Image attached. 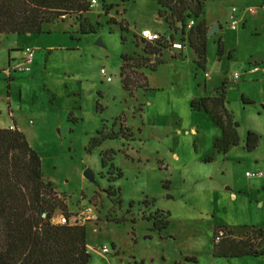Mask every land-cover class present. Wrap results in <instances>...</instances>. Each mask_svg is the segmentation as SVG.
Wrapping results in <instances>:
<instances>
[{"label": "rangeland", "instance_id": "rangeland-1", "mask_svg": "<svg viewBox=\"0 0 264 264\" xmlns=\"http://www.w3.org/2000/svg\"><path fill=\"white\" fill-rule=\"evenodd\" d=\"M170 14L158 0H98L85 15L95 34H81L79 22L66 18L46 26L42 37L0 35V127L24 133L45 181L66 197L71 222L86 225L89 264H186L187 257L198 264H264V257H213L215 229L226 226L236 239L264 230L263 0L205 1L200 19L208 31L221 27L207 37L205 70L190 47L146 56L138 36L149 28L168 38V25L175 27ZM123 54L134 58L124 75ZM142 58L150 66L164 63L154 72L131 69ZM223 82L240 143L218 153L220 128L192 102L219 96ZM121 126L119 139L93 147L99 132ZM249 131L260 136L253 152L244 148ZM87 170L96 183L85 178ZM118 170L123 177L116 179ZM92 205L95 218L86 220L83 211ZM154 217L169 220L161 234L151 230Z\"/></svg>", "mask_w": 264, "mask_h": 264}, {"label": "trees", "instance_id": "trees-1", "mask_svg": "<svg viewBox=\"0 0 264 264\" xmlns=\"http://www.w3.org/2000/svg\"><path fill=\"white\" fill-rule=\"evenodd\" d=\"M205 1L158 0L159 5L166 7L175 20V27L168 25V29L173 32L170 40L184 42L185 47L192 48L196 55L197 67L204 70L207 63L208 27L204 20L199 19L203 14ZM113 6L109 5L110 8ZM90 11L89 0H0V35H42L46 33V26L64 22L66 18L79 22L81 34H95L97 27L85 17ZM191 20L195 21V26L186 31L187 22ZM125 29L127 30L122 25V30ZM138 39L148 57H154L161 51L174 50L168 44L165 33L155 43L146 42L141 36H138ZM121 59L125 62L121 67V74L124 75L123 69L129 64L128 61L134 58L123 54ZM150 61L148 58H142L136 61L131 69L150 68L154 72L164 63L160 60L150 66ZM128 77L125 76L123 80L125 90H129L126 83ZM9 80L11 81V78ZM146 83L138 88L147 86ZM227 88L228 84L223 82L219 87V96L203 97L192 102V108L204 109L211 114L213 122L220 128L222 136L214 144L218 153H227L231 147L240 143L237 130L239 124L227 111ZM243 100L248 103L244 98ZM121 131L122 126L117 133L105 135L99 132V136L93 138L91 143L93 147H97L106 140L119 139ZM259 142L260 136L249 131L244 148L253 152L258 148ZM108 154L113 155L114 151H107L104 156ZM211 160L208 159L207 162ZM106 166L103 160L102 167ZM122 177L123 172L118 170L116 179ZM116 195H121L120 189H117ZM65 198L57 192L51 182L45 181L41 158L31 147L24 133L15 125L14 130L0 127V264H89L91 255L87 251L86 225H62L54 222L58 212L67 218L73 216ZM152 220L153 232L161 234L169 227V220L163 222L155 217ZM220 232L223 236L217 240ZM234 234L226 226L215 229L214 258L227 260L245 256L264 257L263 229L253 228L241 239L234 238ZM186 261L198 262L196 257H187Z\"/></svg>", "mask_w": 264, "mask_h": 264}, {"label": "built area", "instance_id": "built-area-1", "mask_svg": "<svg viewBox=\"0 0 264 264\" xmlns=\"http://www.w3.org/2000/svg\"><path fill=\"white\" fill-rule=\"evenodd\" d=\"M89 3H90V6L91 7H94V5H97L98 4V0H89ZM251 11L253 12V10H251ZM236 13H237V9L236 8H233L231 10V20H230V22H231V28L233 30H236L237 29V24H238V22H237V20L235 18ZM179 26H181V24ZM194 26H195V21L194 20H191V21L187 22L186 31H189ZM140 36L146 42L155 43L156 41H158V40L161 39L162 33L156 32V31H154L152 29H144L141 32ZM167 40H168V44L171 45V47L174 50H183L185 48V46H186V43H184V42H178V41L172 42L170 40V36L167 38ZM30 56H32L31 52H30ZM27 69H29V68H27ZM259 70L260 69H259L258 66H256V67L253 68V72H257ZM101 73H102V75L105 78H107V81L108 82H110L112 80L111 77H108L107 71L105 69H101ZM238 77H239V75L238 74H235L234 78L237 79ZM9 129L14 130V126H10ZM246 175L248 177H251L252 175H254V173L253 174L247 173ZM258 175L259 176H264V173L263 172H260V173H258ZM95 212H96L95 211V207L92 205V206H89V208H87V209H85L83 211L82 216L85 217L86 220H91V219L95 218ZM76 221L77 220L75 219L74 222L72 223L71 222V218H67L64 215H61L60 220H59V224H62V225H65V224H76ZM222 236H223V233L220 232L219 233V236L217 237V240H219ZM102 252H103V254L107 255L109 253V249L107 247H104L102 249Z\"/></svg>", "mask_w": 264, "mask_h": 264}, {"label": "water", "instance_id": "water-1", "mask_svg": "<svg viewBox=\"0 0 264 264\" xmlns=\"http://www.w3.org/2000/svg\"><path fill=\"white\" fill-rule=\"evenodd\" d=\"M221 27L218 23L214 24L213 26H211V28L208 31L207 37H211L212 35H214L215 33H217L218 31H220ZM97 45L99 46H104V43L102 41V39H99L97 41ZM85 178H87L88 180H90L91 182H95V176L94 174L91 172V170H87L84 173Z\"/></svg>", "mask_w": 264, "mask_h": 264}, {"label": "crops", "instance_id": "crops-1", "mask_svg": "<svg viewBox=\"0 0 264 264\" xmlns=\"http://www.w3.org/2000/svg\"><path fill=\"white\" fill-rule=\"evenodd\" d=\"M201 20V19H200ZM145 29H149V28H145ZM144 30V29H143ZM155 31V30H154ZM156 32H159V31H156ZM45 34H42V35H34V36H36V37H42V36H44ZM27 36H33V35H27ZM29 40H31V39H29ZM262 62H264V60L262 61ZM2 127H6V128H8V126H2ZM245 257H251V256H245ZM241 258H243V257H241ZM253 258H255V257H253ZM261 258V257H260ZM216 259H219V258H216ZM235 259H240V258H232V259H219V260H226V261H229V260H235ZM186 264H188V262H186ZM193 264H198V262L197 263H193Z\"/></svg>", "mask_w": 264, "mask_h": 264}]
</instances>
